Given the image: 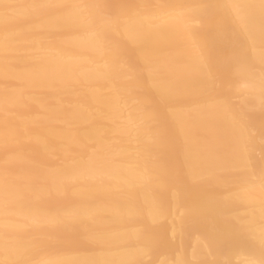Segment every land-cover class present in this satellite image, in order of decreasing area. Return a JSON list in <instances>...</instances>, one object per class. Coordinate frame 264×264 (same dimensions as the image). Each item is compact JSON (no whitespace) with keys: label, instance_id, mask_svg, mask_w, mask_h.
Masks as SVG:
<instances>
[{"label":"bare ground","instance_id":"6f19581e","mask_svg":"<svg viewBox=\"0 0 264 264\" xmlns=\"http://www.w3.org/2000/svg\"><path fill=\"white\" fill-rule=\"evenodd\" d=\"M2 2L24 5L33 0ZM67 2L128 6L119 10L122 14L112 24L99 25L108 49L103 60L95 40L85 37L83 29L63 28L25 8L5 12L0 7V50L8 41L24 54L7 72L0 60V235L5 225L20 228L74 215L82 238H110L118 258L176 264L192 259L214 226L241 211L230 199L232 194L247 189L245 199L258 220L262 192L257 156L259 100L246 98L235 84L213 91L202 83L206 65L215 70L241 50L259 72L258 29L257 38L250 41L248 31L226 9L221 13V28L209 30L200 23L189 24L171 9L141 7L197 0ZM240 2L258 4L259 0ZM78 19L84 23L83 16ZM136 37L147 39L138 43ZM142 49L150 53L148 64ZM125 64L139 72L134 95L140 105L131 99L127 103L113 99L127 75ZM53 78L73 83L53 88L49 86ZM249 104L256 105L254 174L207 163L231 146L233 122ZM69 105L81 119L61 124L56 117ZM159 129L167 133L163 144L157 142ZM97 134L106 135L108 150L87 173L75 174L72 158H80V141ZM67 143L73 144L70 155L65 151ZM177 174L179 184L162 179ZM5 182L13 202L7 209ZM48 188L60 194L49 198ZM148 235L154 243L144 256ZM94 248V241L79 252L41 246L25 258L37 264H67L93 254ZM216 256L233 264L258 260L259 240L225 246ZM6 258L0 249V260Z\"/></svg>","mask_w":264,"mask_h":264},{"label":"snow or ice","instance_id":"6c2138e0","mask_svg":"<svg viewBox=\"0 0 264 264\" xmlns=\"http://www.w3.org/2000/svg\"><path fill=\"white\" fill-rule=\"evenodd\" d=\"M0 7L5 12L14 8H25L40 16L48 17L57 25L80 31L83 29L85 37L95 40L96 51L101 59L108 54L100 24H112L122 13L121 9L127 5H112L97 2L71 3L67 0H33V2L18 5L3 3L0 0ZM141 7H159L173 10L175 14L181 15L189 24L200 23L209 30L219 29L222 26V11L228 10L233 18L237 20L248 31L250 41L258 38L260 41V62L261 68L256 71L254 64L244 50L235 53L232 57L224 61L219 67L213 70L211 65H206L202 69V83L208 90L231 88L233 84L237 90L246 98L259 100V148H260V176H261V204L260 215L257 220L254 212L249 210V203L245 199L244 193L247 189L232 194L230 199L234 200L241 207V211L234 217H228L222 225L214 226L212 232L207 237V242L200 249L194 251L192 259L177 261L176 264H233L228 258L216 256V251L225 246L237 247L244 245L249 240H259L260 259H247L243 264H264V0L259 3H241L240 0H197L195 3L184 5H154ZM258 10V15H257ZM84 17V23L79 22V17ZM146 37H136L138 43H144ZM144 52L145 63L151 62L150 53L146 49ZM23 53L18 51V46L5 41L0 50V60H2L5 71H10L15 63L23 58ZM127 75L117 85L116 102L127 103L129 99L136 105L141 102L135 99V91L139 83L138 70L130 65H123ZM107 79H111L110 74H106ZM73 82L53 78L49 84L53 88H68ZM256 105L249 104L244 108L239 118L233 122L231 133V146L213 156L207 163L218 169L243 168L249 174L255 172V147L257 142V130L255 127ZM56 119L61 123H72L81 119L80 113L73 110L72 106H67ZM157 142L163 144L167 138L164 129H159L156 133ZM106 135L97 134L89 136L80 141V158H72L74 173L84 175L88 172L93 163L101 158L108 150ZM65 151L70 155L73 151V144L67 143ZM162 179L170 180L179 184L181 177L163 176ZM10 186L5 182L4 186V207L7 209L12 205L9 197ZM60 193L48 188L45 195L49 198ZM77 218L74 215L58 217L54 221L45 224L23 225L20 228L12 225H5L3 234L0 235V249L4 252L6 259L0 260V264H37V262L25 258L33 248L41 246H55L68 252H79L86 248L89 241H94L95 248L91 255L68 261L67 264H153L151 260L138 259L127 261L118 258L112 249L110 238L98 235H89V239L82 238L78 231ZM23 233V235H22ZM38 233V235H33ZM154 243L153 238L145 236L142 253L147 256Z\"/></svg>","mask_w":264,"mask_h":264},{"label":"rangeland","instance_id":"374dc122","mask_svg":"<svg viewBox=\"0 0 264 264\" xmlns=\"http://www.w3.org/2000/svg\"><path fill=\"white\" fill-rule=\"evenodd\" d=\"M257 156L260 157V153H257ZM52 159H53L55 162H60V161H58V160H59V157H57V156H53ZM56 160H57V161H56Z\"/></svg>","mask_w":264,"mask_h":264}]
</instances>
